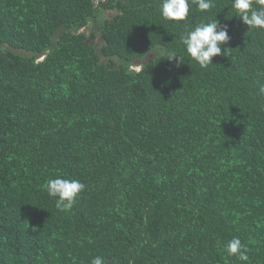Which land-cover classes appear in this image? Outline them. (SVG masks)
Instances as JSON below:
<instances>
[{
    "label": "trees",
    "instance_id": "obj_1",
    "mask_svg": "<svg viewBox=\"0 0 264 264\" xmlns=\"http://www.w3.org/2000/svg\"><path fill=\"white\" fill-rule=\"evenodd\" d=\"M159 4L0 0V264H239L233 237L264 264V31ZM215 18L231 54L202 69L180 35ZM57 173L86 185L67 212Z\"/></svg>",
    "mask_w": 264,
    "mask_h": 264
},
{
    "label": "clouds",
    "instance_id": "obj_2",
    "mask_svg": "<svg viewBox=\"0 0 264 264\" xmlns=\"http://www.w3.org/2000/svg\"><path fill=\"white\" fill-rule=\"evenodd\" d=\"M193 4L200 12L206 13L215 7V0H160L161 17L167 21H187ZM231 10L235 12L234 16L248 26V30L264 31V0H231ZM230 39L228 26L221 24L216 18L187 28L180 35V42L186 53L202 69L213 64V57L231 54L230 48L222 51V45L228 44ZM168 56L169 60L178 56L180 62L182 61L174 51L169 52ZM257 94L264 96V84L259 86ZM85 188L86 185L80 180L64 178L59 173L55 178L46 180L47 194L55 199V207L62 212L73 208ZM223 251L227 257L235 258L239 264H250L249 249L239 237L228 240ZM90 264H107V261L102 256H95Z\"/></svg>",
    "mask_w": 264,
    "mask_h": 264
},
{
    "label": "water",
    "instance_id": "obj_3",
    "mask_svg": "<svg viewBox=\"0 0 264 264\" xmlns=\"http://www.w3.org/2000/svg\"><path fill=\"white\" fill-rule=\"evenodd\" d=\"M117 1L125 2V3L130 2V0H117ZM64 33H65V28L60 26L58 30L55 32L54 35L55 39H61ZM5 45L9 51L13 52L14 54L20 55L22 57L31 58L36 55L40 58L44 55L41 52L36 54L33 50H29L24 47H15L8 42H5Z\"/></svg>",
    "mask_w": 264,
    "mask_h": 264
},
{
    "label": "rangeland",
    "instance_id": "obj_4",
    "mask_svg": "<svg viewBox=\"0 0 264 264\" xmlns=\"http://www.w3.org/2000/svg\"><path fill=\"white\" fill-rule=\"evenodd\" d=\"M114 14H115V12H110V11H108V12L105 14V16H106V17H109V18H112V16H113ZM94 27H95V24H94V23H90V24L86 27V29H83V31H85L86 33H90L91 30H92ZM102 38H103V37H102L100 34H98L97 39H96V43H97L98 45H101V44L103 43ZM139 67H140V66H136V69H139Z\"/></svg>",
    "mask_w": 264,
    "mask_h": 264
}]
</instances>
